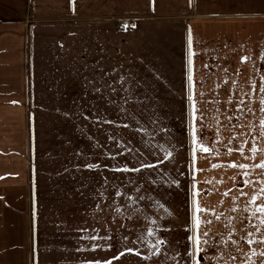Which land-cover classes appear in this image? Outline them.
<instances>
[{
  "label": "crops",
  "instance_id": "1",
  "mask_svg": "<svg viewBox=\"0 0 264 264\" xmlns=\"http://www.w3.org/2000/svg\"><path fill=\"white\" fill-rule=\"evenodd\" d=\"M2 87L5 100L21 109L78 102L83 118H118L121 111L134 112L126 118H168V104H183L191 144L179 152L191 168V234L159 264L264 262L261 213L255 237L248 223L243 238L225 229L228 151L247 104H264V0H0ZM262 114L257 130L264 139ZM262 180L264 168L257 205L264 203ZM21 212L0 204V264L38 263ZM204 232L209 242L189 255Z\"/></svg>",
  "mask_w": 264,
  "mask_h": 264
},
{
  "label": "rangeland",
  "instance_id": "2",
  "mask_svg": "<svg viewBox=\"0 0 264 264\" xmlns=\"http://www.w3.org/2000/svg\"><path fill=\"white\" fill-rule=\"evenodd\" d=\"M8 98H0V204L23 209L18 216L36 242L33 257L35 247L39 252L33 264H159L161 254L170 257L191 234V168L179 152L191 144L183 104H168V118H126L134 112L121 111L118 118L96 119L83 118L78 102L27 103L21 109ZM259 111L264 120V104H247L228 151L225 229L237 239L247 223L255 237L257 199L251 201L262 168L253 165L264 161ZM124 165L130 170H114ZM158 239L166 241L159 255L151 247Z\"/></svg>",
  "mask_w": 264,
  "mask_h": 264
},
{
  "label": "snow or ice",
  "instance_id": "3",
  "mask_svg": "<svg viewBox=\"0 0 264 264\" xmlns=\"http://www.w3.org/2000/svg\"><path fill=\"white\" fill-rule=\"evenodd\" d=\"M242 59H247V58H246V57H243ZM261 91H264V88H262ZM261 123L264 124V120H262ZM201 147L203 148V145H201ZM203 150H204V151H209V149H206V148H204ZM253 151H255V148L253 149ZM167 155L170 156L171 153L169 152V153H167ZM144 166H145V165H143V164L141 165V167H144ZM214 166H216V165H214ZM232 166H237V167H241V168L249 167V165H235V164H233ZM253 166H258V167H260V168H264V161H262L259 165H253ZM85 167H88V168H91V167H99V165L87 164V165H85ZM114 170H116V171H129L130 169L128 168L127 165H124L122 168H117V169H114ZM131 170H133V171H138L139 169H131ZM244 175L247 176L248 173H244ZM248 182H249V181H247V180L245 181V183H248ZM261 183L264 184V180H262ZM225 194H227V193H225ZM242 194H243V193H242ZM261 194H264V188H261ZM117 195H119V192H117ZM256 199H257V197H256V196H253L251 202H252L253 204H255V200H256ZM255 207H256V210H257L259 213H261V215L258 216V217H256V218L260 221L261 224H264V203H261V204H259V205H255ZM198 210H200V209H198ZM204 211H207V210H204ZM250 218H251V217H250ZM197 224L199 225V218L197 219ZM250 235H251V234H250ZM203 236L205 237V239H204L203 241H201V239H200V235H199V234L196 236V247H195V252H194V253H193V252H190L189 255H194L195 253H199L200 251H202L201 244H202V243H203V244H207V243L209 242V240H208V233H207V232H204V233H203ZM97 238H99V239H101V240H106V239H108V237H91V239H97ZM229 238H230V234H229ZM222 242H223V241H222ZM248 242L251 244V243H253L254 241L251 240V239H249ZM165 243H166V241H164V240H159V239H158V240H157V243L151 246V247L154 249L155 254H157V255L160 254V247H159V245H161V244H165ZM213 243H215V242L213 241ZM225 243H226V242H225ZM234 243H235V241H234ZM93 247L95 248L96 245H93ZM109 247H110V246H109ZM126 250H127V251H133V249H131V248L126 249ZM137 254H139V253H137ZM260 255H261V256H264V251H262V252L260 253ZM145 258L148 259L149 257H145ZM230 258H232V257H230ZM88 264H92V262H88ZM95 264H100V262H99V261H96ZM104 264H110V261H106V262H104ZM196 264H199V260H197ZM217 264H220V261H219V260H217ZM262 264H264V262H262Z\"/></svg>",
  "mask_w": 264,
  "mask_h": 264
}]
</instances>
